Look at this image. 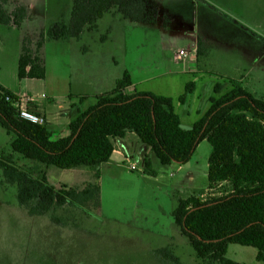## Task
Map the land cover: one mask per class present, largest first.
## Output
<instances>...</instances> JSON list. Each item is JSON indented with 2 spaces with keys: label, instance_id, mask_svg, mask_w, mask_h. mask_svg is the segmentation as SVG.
<instances>
[{
  "label": "rangeland",
  "instance_id": "obj_1",
  "mask_svg": "<svg viewBox=\"0 0 264 264\" xmlns=\"http://www.w3.org/2000/svg\"><path fill=\"white\" fill-rule=\"evenodd\" d=\"M72 2L10 0L3 5L4 10L9 13L22 5L26 17L18 26L0 24V34L6 38L0 44V78L20 96L45 103L53 139L58 138L63 125L67 131L65 120L70 108L63 96L68 85L72 92H88V86L74 84L78 71L87 74V69L96 68V88L109 92L113 79L127 70L133 80H142L137 90L170 93L175 99L183 92L187 78L169 72L179 71L181 65L173 55L180 49L189 50L200 39L206 49V54L197 58L199 67L205 69L204 83L197 92L200 99L188 112L178 109L182 128L186 129L208 109V96L213 95L210 84L219 82L223 92L229 84L222 76L242 74V69L251 64L249 53L259 50L264 42L259 40L264 38V0H157L159 9L174 18L170 25L165 15L154 25L134 23L118 14L106 18V14L78 39L40 38L51 24L69 20ZM159 9L148 3L155 19L161 13ZM26 38L45 68L43 79L17 77L15 62ZM86 65L89 67L83 68ZM249 80L245 75L244 86L250 84ZM263 88L264 84L257 87L256 96L264 94ZM50 92L53 100L44 98ZM194 106L201 113H196ZM12 138L0 126V157L10 154L20 169L37 177L46 174L48 183L57 188L61 184L82 188L95 181V168L61 169L12 152ZM210 150L206 140L200 141L183 165L162 166L156 158H150L152 173L143 172V161L137 155L128 162L101 164L97 167L98 209L64 205L40 216L29 215L18 205L16 185L5 179L0 168V264H173L167 253L180 264H201L174 223L171 211L179 199L191 195L205 199L213 192L207 188L206 178ZM129 164L137 169L130 170ZM256 254L254 247L230 243L225 256L242 264H264Z\"/></svg>",
  "mask_w": 264,
  "mask_h": 264
},
{
  "label": "trees",
  "instance_id": "obj_2",
  "mask_svg": "<svg viewBox=\"0 0 264 264\" xmlns=\"http://www.w3.org/2000/svg\"><path fill=\"white\" fill-rule=\"evenodd\" d=\"M0 0V24L18 26L26 9L17 5L6 12ZM114 9L134 23L155 22L145 0H73L69 20L51 24L40 38L78 39L81 32L95 27L96 22ZM25 39L17 64L18 79L44 78L45 68L37 53ZM41 40L35 47H39ZM206 54L200 39L196 55ZM125 71L109 92L97 94L93 104L78 110L68 123V134L53 139L46 124H36L18 116L9 96L17 97L0 85V126L13 135L10 142L16 152L46 166L71 169L95 168V181L82 188L49 184L46 174L40 177L14 165L11 155L0 157V168L6 180L16 185L18 205L29 215H45L64 205L99 208L97 167L109 161L114 140L134 133L149 148L162 166L187 163L197 144L206 140L210 147L207 160V188L211 195L201 199L191 195L179 199L171 211L174 223L186 237L201 264H242L226 258L228 244L251 246L256 259L264 261V98L231 80V88L221 93L216 84L208 109L191 125L181 127L171 97L149 91L126 93L131 85ZM194 91L188 82L177 98L186 103ZM143 172L152 173L150 158L143 157ZM173 264H180L165 254Z\"/></svg>",
  "mask_w": 264,
  "mask_h": 264
},
{
  "label": "crops",
  "instance_id": "obj_3",
  "mask_svg": "<svg viewBox=\"0 0 264 264\" xmlns=\"http://www.w3.org/2000/svg\"><path fill=\"white\" fill-rule=\"evenodd\" d=\"M9 1L10 0H7V2H9ZM145 1H146L147 5L150 2V4H153L154 6L158 7V9L160 8L159 4L157 3V0H148V1L145 0ZM113 10L114 9H112L111 11L106 13L107 15L104 14L107 16L106 18H108V16L110 18H115L117 16V14L122 16L118 12L113 14L112 13V12H114ZM159 11L161 13L155 19V22L153 23L154 25H156L158 23L160 16H163V15H165V17H166L167 25H170L174 21L173 17H169L166 13H164L160 9H159ZM103 16L99 20H101L103 18ZM97 22H96L95 26L97 25ZM1 28H8V27H1ZM1 30H4V29H1ZM84 30L90 31L91 29L85 28ZM83 31L81 32L79 38L81 37ZM5 40H6V38L4 37V35L0 34V44H4ZM259 40H260V42H263L264 38H260ZM196 42H197V39H196ZM263 43H260L261 48H259V50H253L249 53V55H250L249 57H251V59H250L251 64H250L249 68H247V69L243 68L242 69V74L239 73V75L235 76V77L230 76L229 74H225L222 76V78L227 79V84H229V86H225L226 88H225V90H223V92H222L223 87L221 86V89H220L221 93L228 91L231 88V80H235V81H238L246 90H248L249 92H251L255 96L257 95L256 94L257 93V87L261 86V84H264V44ZM187 51H188L187 56L179 59V61L181 62L179 71L174 70V72H172L170 70L169 72L173 75L174 74H180V75L186 76L187 81L183 84V91H184L185 85L188 82L194 83V91L189 95L186 103H184V104H180L179 102H177L178 96L180 94H182L183 92L178 94L177 96H175L176 97L175 99L172 98L173 95L170 93L160 94V95H165L168 97L171 96V98L174 100V110L178 115H179V113H178L179 108H182L181 113L188 112L189 109L195 104V102L198 99H200V96L197 92H198L200 86L204 83V78H205L204 77L205 76V69H201V67H199V65L197 63L196 43L194 45H192L191 48ZM19 56H20V54L18 55L17 60L15 62L16 74H17V64H18ZM174 56H175V54L173 55V59L175 60ZM88 67H89V65H86L83 68L87 69ZM94 70H96V68H94L92 66L89 69H87V71H88L87 74L78 71V73L75 75L74 84H77V85H83L84 84V85L88 86L89 87L88 92L81 91L80 89L74 90V92H72V90L70 89L71 84H70V86L68 85V90L65 92V94L63 96V97H66L68 99L69 108H70L69 109L70 110L69 116H67V118L65 120V125L67 126V131L66 132L64 131V125H63L62 126L63 130H61L60 134L57 137L66 136L68 134V123L70 122L71 119H73L76 116L77 111L86 109L89 105L94 103L95 96L97 94L104 93V91L100 90L101 88H96V86H95V78H94V74H93ZM125 71H127V70H124L123 73ZM128 73L131 76V73L130 72H128ZM220 73L221 72H219V74ZM141 74H143V73H141ZM245 75L250 77V79H251V81L249 80L250 84L248 83L247 87L244 86ZM24 79H38V78H24ZM41 79H43V78H41ZM117 79H119V78L113 79L112 83L114 85H115V82ZM131 80H132L131 85H129L127 88H125L126 93H133L135 91H149V90H145V89H139V90L136 89V86L141 84V82H142L141 79L135 81L131 77ZM216 84H220V83L214 82L213 84H210L213 95H214L213 89H214ZM0 85L3 86L4 88H6L7 90H9L10 92H12L15 96H17L19 98L27 97V96H20L18 94V92L12 90V88L8 84L3 82L2 78H0ZM149 92H151V91H149ZM263 93H264V90H263ZM49 95L50 96L45 95L44 98L51 97L49 99L53 100L54 94H51V92H50ZM213 95L208 96L209 101ZM42 97H43V95H42ZM258 97L264 98V94H262ZM87 100H88V103L83 105L84 102ZM90 100H91V102H89ZM186 106H187V109H185ZM27 107L32 112H35V113L43 116L44 121H45L44 123L46 124L47 129L49 131H52V129H53L52 125L49 124L50 120L48 118V107L45 105L44 102L34 101V99H33V101L27 103ZM59 108L62 109L63 106L59 105ZM194 111H196V113H198V114L201 113L200 110L196 109L195 106H194ZM196 120H194L193 123ZM180 124L182 127L181 120H180ZM191 125L189 127H191ZM133 155H137L138 158L141 160H143V157H145V156H147L149 158H153L150 151H149V148L146 147L144 144H142L140 142V140L138 139V137L134 133L128 132V133H126V135L124 137L114 140V149H113V152L111 154V157H110L109 161L102 163V164H108L110 161H116V162L125 161L126 158L129 159V158L133 157ZM99 188H100V184H99ZM99 196H100V192H99Z\"/></svg>",
  "mask_w": 264,
  "mask_h": 264
},
{
  "label": "built area",
  "instance_id": "obj_4",
  "mask_svg": "<svg viewBox=\"0 0 264 264\" xmlns=\"http://www.w3.org/2000/svg\"><path fill=\"white\" fill-rule=\"evenodd\" d=\"M188 51L185 49H180L175 53V60H179L185 56H187ZM17 97V96H16ZM7 100L12 101L14 107L17 109L18 112V116L22 119H25L27 121H30L32 123H36V124H44V117L32 112L31 110L28 109L27 107V103L33 101L32 97H22L19 98L17 97L16 100L13 101V99H11L9 96L7 97ZM126 162H128V158L125 159ZM130 170H135L137 169L136 166L134 164H129L128 165ZM179 168V167H178ZM202 197V196H201ZM202 199V198H201Z\"/></svg>",
  "mask_w": 264,
  "mask_h": 264
}]
</instances>
